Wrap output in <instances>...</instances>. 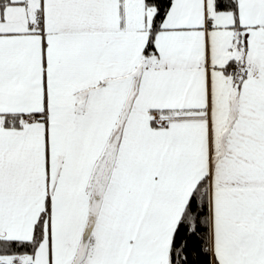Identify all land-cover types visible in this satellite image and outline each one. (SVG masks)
<instances>
[{"label": "snow or ice", "instance_id": "obj_1", "mask_svg": "<svg viewBox=\"0 0 264 264\" xmlns=\"http://www.w3.org/2000/svg\"><path fill=\"white\" fill-rule=\"evenodd\" d=\"M0 264H264V0H0Z\"/></svg>", "mask_w": 264, "mask_h": 264}]
</instances>
